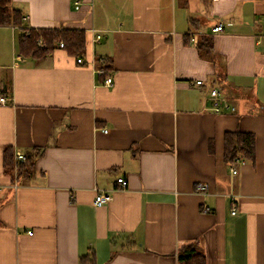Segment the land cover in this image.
Wrapping results in <instances>:
<instances>
[{"label":"crops","instance_id":"0c3cea01","mask_svg":"<svg viewBox=\"0 0 264 264\" xmlns=\"http://www.w3.org/2000/svg\"><path fill=\"white\" fill-rule=\"evenodd\" d=\"M12 5L26 28L81 30L87 41L80 55L58 43L31 58L19 51L22 28L0 26L13 44L0 56V264L93 253L97 264H179V248L196 241L207 264H264V0ZM230 131L255 134L254 161H226ZM8 145L15 156L43 148L32 178L6 174ZM101 191L113 199L97 206Z\"/></svg>","mask_w":264,"mask_h":264},{"label":"trees","instance_id":"16d2710c","mask_svg":"<svg viewBox=\"0 0 264 264\" xmlns=\"http://www.w3.org/2000/svg\"><path fill=\"white\" fill-rule=\"evenodd\" d=\"M14 26L22 28L19 35V51L23 56L31 58H41L49 54L55 46L64 41L65 47L75 55L83 54L86 47V35L81 30L67 29H40L26 28L24 13L12 5V0H0V26ZM43 39L44 43H39ZM214 39L211 35H204L198 43L201 56L209 57L213 54ZM107 70L111 69L108 60L103 66ZM43 153V148L33 147L25 152L26 158L17 161L14 147H5V172L18 179H30L34 176L36 160ZM256 155V137L251 132L230 131L225 137V159L234 164L240 159L254 161ZM179 264H207L204 250L199 242H192L179 248ZM80 264H97L95 254L82 256Z\"/></svg>","mask_w":264,"mask_h":264},{"label":"built area","instance_id":"2783aa9c","mask_svg":"<svg viewBox=\"0 0 264 264\" xmlns=\"http://www.w3.org/2000/svg\"><path fill=\"white\" fill-rule=\"evenodd\" d=\"M222 29H223V25L220 24V25H218V26H216L214 28V31H221ZM97 39H100V36H98ZM39 43H44V40L40 39ZM59 45L61 47L65 46L64 42H60ZM78 62L79 63H84V60L82 58H79ZM99 72L102 73V72H105V70H99ZM105 83H106V85L111 86L113 84V78L111 76H108V78L106 79ZM197 83L201 84V83H203V81L202 80H198ZM211 97L214 99V103H215L214 111L217 112V113H220L222 111L221 106L223 104V99L220 97V93H219L218 89L213 88L211 90ZM6 101H7V97L6 96L1 97V102L2 103L6 102ZM224 106H225V108H230V109L234 110V107L230 106L227 102H225ZM105 131H107V130H105ZM25 158H26V156H25L24 153H21V152H17L16 153L17 161H22ZM233 172L237 173V170L234 169ZM118 183H119L118 185H119L120 188H126L128 186V181H127V179L125 177L118 178ZM207 188H208V186L206 184H204V183L198 184L197 191L204 192V191L207 190ZM112 199H113V194L111 192H109V191H101V192H99L97 194V196H96V198L94 200V203L97 206H101V205L111 201ZM29 233L33 234V231H29Z\"/></svg>","mask_w":264,"mask_h":264},{"label":"rangeland","instance_id":"374dc122","mask_svg":"<svg viewBox=\"0 0 264 264\" xmlns=\"http://www.w3.org/2000/svg\"><path fill=\"white\" fill-rule=\"evenodd\" d=\"M18 34V33H17ZM16 40L19 41V34L16 37ZM12 40L5 35L0 39V56H2L1 60L5 61L11 53L12 49Z\"/></svg>","mask_w":264,"mask_h":264}]
</instances>
